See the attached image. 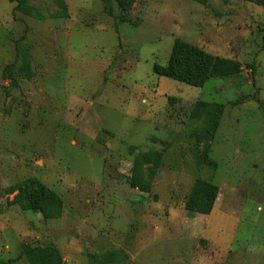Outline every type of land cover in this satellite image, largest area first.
<instances>
[{"label":"rangeland","instance_id":"obj_1","mask_svg":"<svg viewBox=\"0 0 264 264\" xmlns=\"http://www.w3.org/2000/svg\"><path fill=\"white\" fill-rule=\"evenodd\" d=\"M14 6L0 0V263L52 244L64 264H264L263 6L113 2L118 36L100 0ZM175 40L234 75L156 76ZM31 178L59 204L11 205ZM199 184L217 190L207 215L185 211Z\"/></svg>","mask_w":264,"mask_h":264},{"label":"trees","instance_id":"obj_2","mask_svg":"<svg viewBox=\"0 0 264 264\" xmlns=\"http://www.w3.org/2000/svg\"><path fill=\"white\" fill-rule=\"evenodd\" d=\"M15 4L14 11L26 7L27 0H7ZM102 4L101 12L112 20V28L118 36L119 26L126 22L128 17L125 15H115L112 10L113 2H116L121 8L129 6L133 0H100ZM197 3H204L207 0H191ZM248 2L258 1L264 8V0H247ZM22 40V39H21ZM17 58V51H16ZM207 57L204 53L195 47L175 40L171 49L168 62L165 66L153 65L152 72L156 76L184 84L192 88H202L207 80L212 78L228 79L234 75L236 63L229 60L216 58L210 64L207 63ZM208 65H207V64ZM206 65V67H205ZM253 67V66H252ZM206 106L221 108L222 105L212 103ZM212 135L211 131H205ZM147 153L141 155L144 160L148 159ZM134 174L132 185H138L139 175ZM8 195L13 196L11 205H16L23 212H41L47 208L59 204L58 197L34 178L27 179L21 183L13 185L6 189ZM217 190L215 187H204L199 184L192 189L189 198L185 204V211L189 214L207 215L210 213L213 202L216 198ZM25 256L31 264H64L60 252L52 244L45 246L30 247L24 246L18 257ZM2 264V263H0Z\"/></svg>","mask_w":264,"mask_h":264}]
</instances>
